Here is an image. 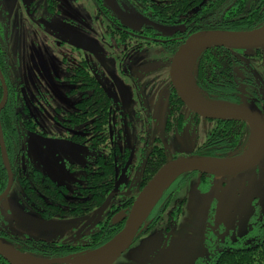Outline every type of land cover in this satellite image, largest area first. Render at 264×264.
<instances>
[{"label": "flooded vegetation", "instance_id": "1", "mask_svg": "<svg viewBox=\"0 0 264 264\" xmlns=\"http://www.w3.org/2000/svg\"><path fill=\"white\" fill-rule=\"evenodd\" d=\"M204 2L207 6L209 5L206 0ZM180 3L181 0H0V102L3 99L4 88L7 92V100L0 110V129L2 136L5 132L17 134L18 136V153L14 158V171L9 161L13 183L18 179L27 204L45 219L56 218L62 221L68 217L81 218L92 213V220L84 224L82 230L74 235L68 243L42 238H9L7 232L0 227V237L7 241L11 240L9 242L19 251L25 249L24 252L20 251L21 253L46 261L60 260L63 261L60 264H67L65 262L66 258L82 255L106 243L119 231V227L123 226L124 217L128 213L133 200L145 186L141 185L148 154L153 146L164 150V147L160 144L152 145L140 170L135 167L134 173H138L135 178H130L124 182L132 167L133 152L130 149L121 150L111 140L115 116L113 98L109 93V89H106L103 83L97 79V75L92 72L95 68L94 58L102 53V49L107 51L108 56L114 55L113 58L122 59L126 57L127 59L132 55L138 56L149 48H153L152 46H156L165 58L164 61H161L162 66L158 69L154 82L158 87H161L159 89L166 90L168 105L169 98H171L176 112L182 115L183 120L186 121L189 118L194 123L206 121L212 124L210 129L217 122H224L204 119L191 112L183 103H181V106L178 105L176 99L179 98L171 84L169 66L173 54L184 40L191 34L202 31L197 29L196 25L200 21L199 17L210 16L220 22L226 15L215 17V14L220 16L221 13L208 11L207 6L203 7L201 11H199L201 6L194 7V9L183 14L178 10ZM17 5L21 6L25 21L35 22L40 26V30L50 42L65 49L67 59L68 57L71 59V62L65 66L64 79L76 85L72 93L78 92L79 96L74 108L66 113L62 120L63 124L61 123V130L70 134L62 136L56 133L48 136L44 131L41 132L36 129L34 121L27 114L23 99H33V97H26L21 94L23 84L20 74L16 70V66L12 71H10L9 66V20L11 22V18L8 13ZM171 6H174L175 9L170 10ZM227 9H229V6H227ZM197 13H199L198 16H196ZM88 21L91 28L86 25ZM112 49L115 51L114 54ZM229 51L234 52L229 74L234 85V91L230 99H235L237 104L247 102L254 105L264 114V48L251 51ZM86 77H90L93 84L102 88L106 96L93 95L91 84L86 82ZM106 81L110 85V90L115 87V81L109 78L108 75H106ZM90 99H109V101L102 109L96 106L97 102L91 104V107L87 105ZM6 106H8L9 114H5ZM168 113L165 128L170 131L173 128H171L169 122L171 117ZM23 135H27L26 139ZM100 148H106L107 150H102L91 159H83L84 150ZM60 151L65 152L67 157L70 158V160L65 161L64 165L67 173L76 170L83 172L79 181H74V187L71 190L65 183L56 181L48 172L55 162L60 163L58 160ZM108 155H112L114 159V183L104 201L98 204L101 186L100 177H91L90 175L100 170V158ZM21 156L28 159V170L26 172H23L22 167L19 165ZM34 162L39 163L47 172L35 167ZM29 174H33L30 183L31 185L34 183V194L37 195L38 199L37 184L44 183L53 190L56 189L55 197L46 200L50 211V214L46 216L43 215L41 207L28 200L24 187L21 185L22 179L29 180ZM122 174L116 195L101 210L103 203L114 191ZM192 174L201 175L204 182L218 178L199 173ZM184 180L186 179L182 181ZM177 181L181 180L177 178L164 192L163 201H161L157 210L156 207L153 209L140 235L151 229H148V224L154 218L156 219L154 225H156L162 220L166 209H169V207L171 209L170 203L175 193L173 185ZM69 192L72 193L73 199L66 198ZM130 199L133 200L128 211H126ZM175 206L181 212V206L177 204ZM171 214L174 213L171 211L169 217H167L169 227L166 228V236L169 232L172 233V228L176 225L180 215L175 219ZM39 255L50 256L51 258H41ZM196 264H201V262L197 261Z\"/></svg>", "mask_w": 264, "mask_h": 264}, {"label": "rangeland", "instance_id": "2", "mask_svg": "<svg viewBox=\"0 0 264 264\" xmlns=\"http://www.w3.org/2000/svg\"><path fill=\"white\" fill-rule=\"evenodd\" d=\"M8 16L11 18L10 71L16 66L23 84L21 94L33 97L23 99L27 114L36 129L48 136L70 134L61 130V123L79 96L78 92L72 93L76 85L64 79L65 66L71 59H67L65 49L50 42L40 26L25 21L20 5L10 10ZM86 25L91 28L89 21ZM152 47L127 59L113 58L114 55L108 56L102 49V53L94 58L92 72L113 98L115 116L111 140L121 150L133 152L132 167L124 182L135 178L138 174L134 173L135 167L140 170L152 145L164 147L167 161L189 156L205 141L212 127L209 122L194 123L188 118L183 120L180 130L165 128L169 107L167 92L154 82L165 57L156 46ZM112 51L114 54V49ZM106 75L115 81L111 90ZM23 136L26 139L27 135ZM249 141L243 154L250 151ZM102 150L107 149H86L83 159H91ZM58 160L60 163L55 162L48 172L71 190L83 172H66L65 161L70 158L65 152H59ZM27 163L28 159L21 156L19 165L23 172L28 170ZM34 166L47 172L37 162ZM173 187L171 209H166L162 220L137 237L113 264H196L197 261L210 264L211 257L224 249L246 248L264 241V158L257 167L233 176L204 182L201 175L191 174ZM72 196L69 192L66 198L73 199ZM176 204L181 206V212L167 245L161 249L168 226L167 217L171 211L175 213ZM91 220L92 213L62 221L41 217L25 201L18 179L0 201V227L9 238H42L68 243Z\"/></svg>", "mask_w": 264, "mask_h": 264}, {"label": "trees", "instance_id": "3", "mask_svg": "<svg viewBox=\"0 0 264 264\" xmlns=\"http://www.w3.org/2000/svg\"><path fill=\"white\" fill-rule=\"evenodd\" d=\"M181 0L178 10L181 13L199 7V11L203 7L207 6L208 11H216L215 13H221L220 16L215 14V17L222 18L221 21H216L210 16L200 18V21L196 24L197 29L200 30H219V31H232L243 32L256 29L264 24V0ZM202 3V5H201ZM229 6V9H227ZM174 6L170 7V10H174ZM199 13L196 14L198 16ZM233 53L224 48H213L203 52L196 60L193 80L201 92V94L209 101L220 104H232L236 105L235 99H230L233 95L234 85L229 77L230 65L233 63ZM93 80L90 77H86V82L91 84V90L93 95L106 96L104 90L97 85L93 84ZM93 84V85H92ZM172 97V96H170ZM171 98H169L170 100ZM109 99H90L87 105L98 104L96 106L101 107L107 105ZM176 102L181 106L179 99ZM91 107V106H90ZM169 113L171 117V128L180 130L184 124L182 115H179L173 104L172 99L169 102ZM5 114H9L8 106H6ZM5 129V127H4ZM4 142L7 150L8 159L11 163L13 171L15 170L14 158L18 153V136L17 134L4 133ZM250 138V129L246 123L243 122H217L212 129L208 131L205 141L193 150L192 155L216 159V160H234L243 154L245 145ZM101 168L95 174H91V177H100V197L98 204L102 203L107 194L111 191L114 183L115 166L113 164L114 159L112 155L102 156ZM167 162L163 148L153 146L152 150L146 158V163L143 169L142 185H145L155 172ZM192 173L184 174L178 178V180L187 179ZM29 180L22 179L21 185L24 187L25 194L30 202H34L37 206L41 207L43 215L50 214L48 210V204L46 200L55 197L56 189L48 187L44 183H39L36 186L39 194V199L34 193V183L32 181L33 174H29ZM7 183L6 171L3 168L2 160L0 157V193L4 190ZM164 193L159 197L155 207L159 208L161 201H163ZM133 199H130L127 203L126 211ZM154 207V208H155ZM155 210V211H156ZM180 214V209L174 213V218ZM149 219V218H148ZM148 221V220H147ZM146 221V222H147ZM156 219L154 218L151 223L148 224V229L154 224ZM122 225L119 227L118 230ZM146 229V230H148ZM144 231L143 233H146ZM7 241V240H6ZM11 242V240H9ZM8 241V242H9ZM24 252L25 249H21ZM31 253L30 251H27ZM41 258H51L50 256H41ZM0 264H8L2 257H0ZM210 264H264V241L246 248H228L222 250V252L211 257Z\"/></svg>", "mask_w": 264, "mask_h": 264}, {"label": "water", "instance_id": "4", "mask_svg": "<svg viewBox=\"0 0 264 264\" xmlns=\"http://www.w3.org/2000/svg\"><path fill=\"white\" fill-rule=\"evenodd\" d=\"M213 48H224L235 51H251L264 48V24L256 29L243 32L202 30L188 36L176 49L169 66V76L172 87L181 101L191 112L207 119L224 122H243L250 129L251 137L255 135V145L252 152L245 158L234 160H216L196 155L175 158L163 164L152 176V178L140 190L128 213L124 217L122 228L106 243L100 247L84 254L94 253L89 264H113L131 246L135 239L142 233L145 223L153 211L159 197L180 176L188 173H199L213 177L233 176L255 167L264 157V114L254 105L247 102L240 104H220L207 100L196 87L202 99L195 97L185 86L183 77V66L186 61L195 58ZM7 92L4 88L3 99L0 102V110L6 102ZM0 153L3 166L7 172V185L0 195L2 201L9 193L13 184V174L10 169L9 160L0 129ZM120 176L114 191L107 197L102 209L116 195ZM171 235L169 232L162 244L165 248ZM82 254V255H84ZM12 243L0 237V257L8 264H30ZM33 257V256H32ZM35 258V257H34ZM35 264H57L63 261L49 260L41 261L38 258Z\"/></svg>", "mask_w": 264, "mask_h": 264}, {"label": "bare ground", "instance_id": "5", "mask_svg": "<svg viewBox=\"0 0 264 264\" xmlns=\"http://www.w3.org/2000/svg\"><path fill=\"white\" fill-rule=\"evenodd\" d=\"M194 62H195V58H191L188 61L185 62L184 66H183V77H184V83L186 88L197 98L202 99L201 96L198 94L197 89L194 87V85L191 82V77H192V72L194 69ZM255 145V135H253L249 141V152L243 154V156L241 158H245L246 156H248ZM94 253H89V254H84V255H76V256H72L70 258H66L65 262L67 264H89L90 261L93 259ZM27 262H29L30 264H35V262H37V259L29 256V255H24L23 256Z\"/></svg>", "mask_w": 264, "mask_h": 264}]
</instances>
